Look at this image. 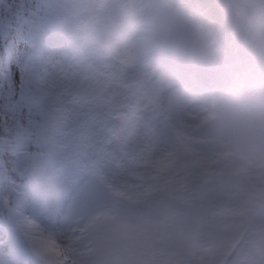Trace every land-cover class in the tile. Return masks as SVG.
Here are the masks:
<instances>
[{"label": "snow or ice", "instance_id": "6c2138e0", "mask_svg": "<svg viewBox=\"0 0 264 264\" xmlns=\"http://www.w3.org/2000/svg\"><path fill=\"white\" fill-rule=\"evenodd\" d=\"M85 4L0 0V264H264V126L255 206L192 211L211 194L183 183L179 147L187 151L195 129L218 118L219 102L194 128L181 91L164 98L133 84L151 41L120 47L108 0ZM98 50L113 58L111 80L143 89L140 115L159 121H146L147 156L156 158L138 183L101 175L92 133L101 101L83 87L98 76L90 62ZM101 179L114 198L93 214ZM35 211L53 225L43 227Z\"/></svg>", "mask_w": 264, "mask_h": 264}, {"label": "rangeland", "instance_id": "374dc122", "mask_svg": "<svg viewBox=\"0 0 264 264\" xmlns=\"http://www.w3.org/2000/svg\"><path fill=\"white\" fill-rule=\"evenodd\" d=\"M240 2L252 9L245 8L246 11L241 14L235 0H205L204 11L201 15H196V3L192 0L188 3L176 0L174 5L178 8H173L172 0H108L116 16L111 35L120 47H131L143 39L151 41L140 54L137 80L133 84L143 82L167 98L178 91L180 82L181 88L184 87L182 80L190 77L189 72L198 71L211 76L214 74L203 70L213 72L224 67L226 80L236 79V75H233L236 69L250 73L249 77L245 76L246 88H237L233 83L228 96L221 99L223 102L226 98L233 97L235 92H240L243 94L239 99L240 109L252 111L248 117L242 122H236V117L232 122H222L217 118L195 129L187 151L179 147L184 162L181 171L183 183L202 184L211 194L210 201L195 203L192 209L194 212L203 213L208 204L224 210L255 206L250 193L258 186V164L262 157L259 130L264 126V73L261 74L264 69V62L261 60L264 50L258 52L255 58H250L252 51L244 54L238 46L230 44L234 43L238 34L252 39V47L264 46V5L261 0ZM85 6L88 7L87 3ZM258 6L259 9L254 10ZM210 9L218 11L221 18L211 15V20L206 14L210 13ZM220 20L225 22L226 27L219 31L215 28L201 29L193 24L208 21L216 24ZM166 36L171 42L182 40L187 44H197V36L211 40L202 43L201 49H205V54L200 57L190 54L185 43L175 45V49L166 48L170 44ZM214 38H218L217 41ZM259 58L261 59L258 61ZM90 62L98 76L86 81L83 87L101 101L102 122L92 129L99 143L97 160L101 175L110 172L117 182L138 183L142 176L151 172V160L156 158L155 155L150 158L147 156L150 141L145 135L146 121L151 120L153 125L159 121L154 113L146 112L141 116L136 110L137 107L142 108V105H138L137 96V92H143L142 88L133 90L121 87L118 86V81L109 78L117 73L115 67H106L114 63L109 53L96 51ZM214 77L218 86L222 77ZM208 90L217 99L219 87L208 86ZM221 100L218 101L219 107ZM189 107L190 104H186V113L191 111ZM207 111L201 106L197 112L188 113L189 122L194 128L199 124L198 117ZM159 150H165V146L161 145ZM130 153L134 155H129ZM254 175L257 177L252 179ZM100 191L102 195L94 203L93 214L103 213L108 201L114 198L105 189L103 179ZM33 217L43 227H50L54 223L42 211L33 212ZM229 219L230 216L225 211L223 222L226 223Z\"/></svg>", "mask_w": 264, "mask_h": 264}, {"label": "bare ground", "instance_id": "6f19581e", "mask_svg": "<svg viewBox=\"0 0 264 264\" xmlns=\"http://www.w3.org/2000/svg\"><path fill=\"white\" fill-rule=\"evenodd\" d=\"M192 1L193 3H196V7H197L196 15H201L205 9V6L203 4V1L205 0H192ZM206 1H212V0H206ZM86 3L88 7H91L92 3H94V0H86ZM214 13H218V12H214ZM206 14L212 20L211 14L210 13H206ZM112 15H113V18L115 19L116 16L113 12H112ZM193 24L198 26L201 29L215 28V30L219 31L220 29L225 28V23L222 20H220L216 24H212V21H208L206 23L202 22L198 24L193 22ZM230 46H234V47L238 46L239 48H241V50H244V52H247L246 48L243 47L241 39L239 37L235 38L234 43L230 44ZM158 61L162 62L160 59H158ZM189 75H190L189 78L184 77V79L182 80V83L186 84L187 86H190L191 89L195 91V96L198 97L199 102H202L204 105H209L210 101L208 99L209 97L208 84L213 85L216 83V81L214 80L215 79L214 75L206 76L205 74H200L198 71L189 72ZM255 177L257 176L254 175L252 179Z\"/></svg>", "mask_w": 264, "mask_h": 264}]
</instances>
